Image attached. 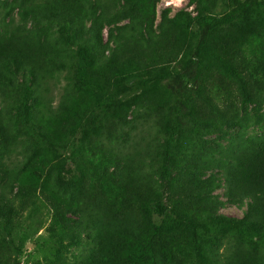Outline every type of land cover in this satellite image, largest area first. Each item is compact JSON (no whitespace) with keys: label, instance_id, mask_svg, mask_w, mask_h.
Returning a JSON list of instances; mask_svg holds the SVG:
<instances>
[{"label":"trees","instance_id":"obj_1","mask_svg":"<svg viewBox=\"0 0 264 264\" xmlns=\"http://www.w3.org/2000/svg\"><path fill=\"white\" fill-rule=\"evenodd\" d=\"M157 2L2 3L0 175L5 183L0 186V234L9 230L23 198L28 193L36 197L29 189L40 187L52 199L67 232H83L90 238L80 264H186V260L190 264H264V136L238 134L227 145L218 144L208 151L196 145L197 160L181 177L189 216L157 202L150 213L162 220L160 227L154 226L142 204L154 188L152 176L145 171L154 155L153 139L144 137L147 143L136 144L126 155L100 150L102 183L87 191L79 189L69 198L55 186L61 165L45 175L30 168L35 153H31L26 127L41 144L64 149L78 134L82 144L90 135L86 131H106L123 123L125 112L138 109V101L154 94L164 101L162 107L151 114L146 110L137 121L144 120L165 139L166 171L170 145L182 133L184 121L199 124L212 107L208 120L219 133L237 127L238 110L215 107L199 71L208 62L218 63L232 72L245 100L253 101L242 76L220 55L228 35L218 38L217 47L210 46L209 52L207 40L234 22L264 19V1L225 11L222 0H191L196 16L180 12L171 19L164 11L155 26ZM193 24L198 26V40L184 47L181 32ZM263 62L258 61L260 66ZM173 63V69L168 67ZM183 82L201 83L195 90L197 102L186 97ZM256 90L263 104L264 88L257 86ZM20 147L25 153H19ZM91 151L97 153V149ZM223 186L227 204L241 209L243 218L220 214L226 203L216 192ZM177 231H183L184 250L195 257L185 260L171 245L170 236Z\"/></svg>","mask_w":264,"mask_h":264},{"label":"rangeland","instance_id":"obj_2","mask_svg":"<svg viewBox=\"0 0 264 264\" xmlns=\"http://www.w3.org/2000/svg\"><path fill=\"white\" fill-rule=\"evenodd\" d=\"M9 1L0 0V8L2 3ZM262 1L264 0H222L221 9L232 11L244 5ZM155 11V26L160 24L161 14L164 11L169 12L171 19L180 12L197 15L191 0H158ZM197 30L196 24L191 25L190 28L185 26L181 32L184 36V47L189 43L197 42ZM104 35L107 40V30ZM224 35H228V38L224 45L218 44L223 49L220 55L242 76L244 86L252 95L253 101L245 100L240 89L241 85L232 72L220 68L218 63H206L205 69L199 71V74L208 83V94L215 107L224 111L238 110L236 128L231 131L224 128L226 132L219 133V129L208 120V116H213L214 108L212 107L207 108L202 116L203 121L199 124L184 121L182 133L170 145L171 162L166 171L162 158L166 147L165 139L152 131L150 124H145L144 120L137 121L142 117L139 115L144 114L146 110L149 109L151 114L154 109L162 107L164 101L154 94L144 98L143 101H138L136 105L138 109L125 112L122 116L123 123L106 131H86L90 135L87 139L84 138L82 144L80 143L81 136L78 134L75 136L77 140L70 138L68 146L64 149L55 150L48 143L41 144L33 131L26 127L25 133L29 137L31 153H35L32 154L30 168L39 169V173L45 175L49 169L61 165V171L57 174L60 177L55 186L60 194L69 198L79 189L87 191L102 183L104 168L101 162L104 159L100 150L105 153L122 152L126 155L136 144L147 143L146 139H153L150 143L154 155L151 161L146 162L145 171L152 176L154 188L142 203L145 213L156 227H160L162 220L157 216L152 217L150 210L157 202H162L169 210L188 217L190 204L186 200V192L182 195L181 177L192 168L197 160L196 145L208 151L210 147L215 149L218 144L227 145L230 139L238 134H244L250 138L264 136V103L260 102L256 90L257 86L264 88L262 68L264 62L262 66L258 63L260 59H264V19L260 21L246 19L224 27L221 32L216 31L211 36L212 38L207 40L208 52L212 50L210 46L217 47V39L223 38ZM206 57H208L207 54ZM175 66L176 63H173L168 67L173 69ZM200 85V82H183L181 88L187 89V92H184L188 99L197 102L195 90ZM202 109H204L203 106ZM2 135L0 131V143ZM94 149H97V153L91 151ZM20 152L25 153L23 147H20ZM18 158L23 159L22 156ZM214 173L217 175V172ZM4 183V175H0V186ZM29 191L38 198L28 193L20 202L19 214L10 221L9 230L0 234V264H80L83 248L90 243V238L83 232H67L65 225L57 218L52 199L42 194L40 187H33ZM216 195L226 203L225 208L220 210V214L235 219L243 218L244 212L241 209L227 204L224 186L216 192ZM176 225L174 223L172 227ZM176 233L170 236L171 245L178 249L183 259L195 257L194 253L193 255L184 250L183 231ZM19 238L23 239L20 241ZM186 264L190 262L186 260Z\"/></svg>","mask_w":264,"mask_h":264}]
</instances>
